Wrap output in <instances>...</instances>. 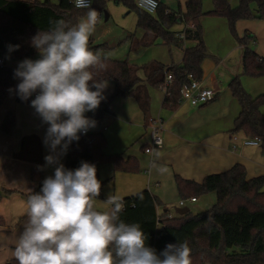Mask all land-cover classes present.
<instances>
[{
	"label": "trees",
	"instance_id": "obj_1",
	"mask_svg": "<svg viewBox=\"0 0 264 264\" xmlns=\"http://www.w3.org/2000/svg\"><path fill=\"white\" fill-rule=\"evenodd\" d=\"M124 3L138 14L137 26L144 29L151 37H163L170 44H180L186 39H195L197 43L184 47L182 63L174 66L159 65L152 76L153 83L161 85L165 82L166 72H171L173 80L166 90L164 105L176 108L182 97V88L190 83L191 77L201 79L202 63L207 56L200 18L205 14L223 16L229 28L236 35V23L240 19H264V0H239L233 7L229 0H212L213 8L203 10L202 0H187L186 11H170L162 3L155 14L148 13L136 4L135 0H114ZM256 3V8L251 3ZM106 0H94L92 8L97 12L105 8ZM87 9H77L70 0H0V56L10 60H21L34 56L38 51L32 47L31 40L39 31L50 29V21L64 19L72 24L78 22ZM193 23L180 38L172 30L179 23ZM244 51L242 56V72L236 74L229 87L238 100L241 110L235 118L233 132H242L247 137H259L264 151V93L252 96L244 87L241 76L264 75V56L250 47L255 36L245 33L239 37ZM19 45L9 51V46ZM106 44L92 45L95 50ZM16 68L9 65L0 66V106L9 90L19 80L15 76ZM164 71V72H163ZM165 73V74H164ZM98 80H113L114 92L101 101L97 111L85 115L96 121H102L105 113L110 112V104L116 97L134 96L140 106L147 110L148 98L145 90L138 87L140 77L137 68L127 60L109 58L107 69L94 73ZM156 78V80H154ZM94 90V89H93ZM36 92L27 100L17 94V101L29 103ZM1 130L13 134L15 116L9 112L1 124ZM79 140L72 141L67 149V169L75 170L81 162L96 165L99 179V166L112 162L116 170H137L131 166L130 158L125 160L119 154H106L105 136L100 131L88 134L79 133ZM16 156L35 164L31 170V178L38 183L33 193H40L43 186L42 145L34 135L22 139L21 150ZM38 166H41L38 168ZM100 180V179H99ZM101 182V187L104 182ZM178 189L184 196L197 197L210 191L217 194L216 202L209 209L198 213L190 210L184 215L168 216V212L158 213L159 201L149 191L143 190L135 195L123 198L124 210L120 218L126 223H139L147 236V245L159 254L169 243L187 242L190 248L191 264H264V175L247 176L246 167L237 163L231 168L207 175L202 181H194L177 177ZM10 192V190H5ZM101 195V192H100ZM3 219L0 217V222ZM8 264H18L13 259Z\"/></svg>",
	"mask_w": 264,
	"mask_h": 264
},
{
	"label": "crops",
	"instance_id": "obj_2",
	"mask_svg": "<svg viewBox=\"0 0 264 264\" xmlns=\"http://www.w3.org/2000/svg\"><path fill=\"white\" fill-rule=\"evenodd\" d=\"M229 1L233 7L239 4V2L237 4L235 0ZM159 2L170 11H186L187 0H159ZM116 4L122 5L120 13L127 12L126 14H130L132 10H134L124 3ZM208 5L209 8L212 7L209 2ZM253 8H256V4L253 5ZM109 9L110 13L105 11V14L106 12L108 13V18H105V20L113 17L112 14L114 12H111L110 7ZM202 19L203 16L200 18V24ZM135 20L136 24L134 26L128 24L127 19L121 24L123 35L130 39V51L141 47H150L153 45L152 43L154 41L151 35L137 26V12L135 14L134 21ZM189 23L190 22L176 24L180 27L175 28L176 25H174L172 29L176 34H185ZM190 25L191 28L193 23H190ZM236 28L241 36H244L245 33L254 35L255 40L251 43V46L261 56H264V19H240L236 23ZM100 30H102L103 37L97 41L94 37L93 40L90 38L89 47L92 45L106 44L105 47L97 48L93 51L103 50L105 53H110L109 51L112 49L109 58L127 60L129 62L128 59L117 58L113 53V48L114 45H116L118 37L106 36L110 30L107 23L98 24L97 31ZM222 40L223 38H221L220 42H222ZM186 41L197 43L195 39H186ZM171 45L180 46V44L169 43V51H171ZM185 45L186 44H184V47ZM240 46L241 49L235 46L224 56L228 59L230 54L234 51L238 54L236 57L238 58V66L235 69L233 66H231L232 68H227L228 75L225 81H229V84L236 74L242 72L244 48L242 44H240ZM184 47L182 46L181 48V62H175V60H173L170 63H164L152 60L143 65L134 61L129 62L137 68V74L141 79L137 86L145 90V95L148 98L147 110H144L140 106L138 99L134 96L116 97L110 104L111 111L104 114L101 123L99 126L97 125V127H99V131L106 139V145L103 148L104 153L119 154L125 160L130 158L129 162L131 166L138 167V169L135 171L116 170L112 162L102 163L99 166V179L103 181L104 184L101 187V195L97 198L98 209L104 210L106 206L103 201L107 199L108 195L125 198L143 190H149L158 199L160 204L167 203L171 195L174 197L181 195V198L187 199V202H197L198 197H196L195 201L190 200L193 196L184 198L180 190L176 188L175 183H177V177L200 182L207 175L225 171L237 163H241L246 167L247 176L249 178L264 175V151L261 144H244L243 139L247 136L242 132V135L236 134L237 137L233 136L235 133L232 131L235 118L238 116L241 106L240 104L236 106L234 100L232 103L228 101L231 106L224 105L220 93L225 86L220 76L216 73L217 70H215V72H207V70H211L214 67V63L210 58L205 67V63L211 54L210 46L206 45L207 56L202 63L203 76L201 80L204 85L216 90L215 98L209 102L212 103V105L209 106V103L206 104L207 106L205 104L193 105L187 100L180 101L176 108L164 105L166 95V90L163 88L164 83L160 86L154 84L152 76H157L154 72L159 65L168 67L182 63ZM34 56L26 57L21 60H10L6 58V65L17 69L21 61L25 59L33 60ZM224 57H215V67L217 69H221V65L224 67L226 66L223 62L225 59ZM256 79H264V75L241 76L244 87L252 96H258L264 93V86L263 88L261 86L255 88ZM154 80H156V78H154ZM251 80H253L254 86ZM20 82L19 79L14 84L9 90L3 104L0 106V217L3 219V221L0 222V264H8L14 259L9 258V252L4 246H7L8 238H19L23 233L24 226L28 219L26 216L27 199L30 195V191L33 193L38 187V183L31 178V170L35 164L15 154L16 152L19 153L21 150L23 137L34 135L39 138L43 153V181L49 176H54L55 168L58 166L57 164L48 165L45 157L50 154L56 155L60 152V148L58 147L56 153H53L44 143L49 125L42 121L41 117L31 106V101L35 99L36 95L26 104L17 101V85ZM107 84L108 86L104 90L106 99L115 90V82L113 80H108ZM262 84L264 85V82ZM36 93H39V90H37ZM96 111L97 109L92 112L95 113ZM262 111L264 112V106H262ZM9 112L13 113L15 116V131L13 134H8L1 130V124ZM155 113H157L156 116L158 117H153ZM150 117L161 120L162 128L160 132H162L164 144L162 147H155L156 149L152 151L153 153L146 152V148L151 143L150 135L148 141H144L141 144L142 155L139 154L134 145L140 139L142 140L145 131L150 128ZM89 130L93 132L91 128ZM175 151H181V156H173L172 158L171 155L173 152L175 153ZM157 152L159 153V159L156 160V163L167 167V172L163 174L151 167V162L155 160V153ZM202 153L207 156H202ZM66 156L67 152L61 155L59 163H62L67 169ZM149 162L150 168L148 169L147 166ZM146 168L150 173H148V175H142L146 177L147 183H150L154 179V181L156 180L155 185L159 183V185L161 184L160 186L148 187V184L143 182V178L140 177V171H145ZM173 183L175 187H173ZM5 190H10V192H5ZM180 200L181 199H179V201ZM160 204L157 208L158 213L170 212L172 216H175L168 208L160 210ZM184 207H188L187 203ZM180 208H182V206L178 208V211ZM9 247L14 248V245H9Z\"/></svg>",
	"mask_w": 264,
	"mask_h": 264
},
{
	"label": "clouds",
	"instance_id": "obj_3",
	"mask_svg": "<svg viewBox=\"0 0 264 264\" xmlns=\"http://www.w3.org/2000/svg\"><path fill=\"white\" fill-rule=\"evenodd\" d=\"M73 3L77 9H87L85 15L75 24L50 21V29L39 31L31 40L40 58L25 59L15 70L22 100L39 90L31 106L49 125L44 143L53 153L58 147L60 152L45 157L48 165H58L54 176L43 181L40 193L30 191L24 231L19 238H8L4 247L18 264H191L187 242L169 243L159 254L149 247L140 224L120 218L122 197L108 195L104 210L98 209L101 182L95 164L81 162L70 170L59 163L71 142L79 140L78 134L96 126L85 113L98 109L108 86L94 73L107 69L110 53L89 47L99 14L92 0ZM139 6L154 9L156 3L139 0ZM13 48L19 45H10L9 51ZM158 159L157 152L151 167L163 174L167 167L157 164Z\"/></svg>",
	"mask_w": 264,
	"mask_h": 264
},
{
	"label": "rangeland",
	"instance_id": "obj_4",
	"mask_svg": "<svg viewBox=\"0 0 264 264\" xmlns=\"http://www.w3.org/2000/svg\"><path fill=\"white\" fill-rule=\"evenodd\" d=\"M208 2L210 3V5H212V7H210V8L208 7L209 6ZM235 2L238 4L239 0H235ZM254 4H256V3L252 2L251 6L253 7ZM117 5H119V6H117ZM109 7L111 8V12L112 11L114 12L112 14L113 17H110L108 20H105V11L110 13ZM121 7H122L121 4H116L113 0H106L105 8L102 10V12L98 13V14H100L99 24L107 23V26L110 29L106 36L109 35V36H117L118 37V39L116 41V45H114V48H113V53L115 54V56L117 58L128 59L129 62L134 61V62H137L141 65H143L144 63L150 62L152 60H157V61H161L164 63H170L173 60H175V62H181V56H182V49L181 48H182V46L184 47V44H186L185 47H190V46L195 45L194 42H190V41L185 40V41L180 43V46L171 45V51H169V47H170L169 43L167 41H165V39L163 37L160 36V37L154 38V41L152 43L153 45H151L150 47H141V48H137L135 50L133 49L132 51H130V39L127 38L125 35H123L121 24L125 21V19H127L128 24H132L134 26L136 24V20L134 21L136 12L134 10H132V12L130 14H126L127 12L120 13ZM202 7H203V10L205 12L211 10L213 8V1L212 0H202ZM86 12H87V10H85L84 14L81 17H83ZM179 27H180L179 25H176L175 28H179ZM201 27L203 29V37H204L205 45L211 47L210 48L211 54L205 63V67L207 66L209 58L214 63V67L211 70H207V72L208 71L209 72H212V71L215 72V70H217L216 73L220 76V79L222 80V83L225 86V88L222 86L223 90H221V93H220L221 99L224 101V105L231 106L229 104V102L232 103V101L234 100L235 105L239 106L238 100L233 97L232 92H231L230 88L228 87L229 81H227V82L225 81V78L228 75L227 68L233 66V68L235 69L238 66V61H237L238 58H236L238 56V54L236 51H234L232 54H230V57L228 59H227V57H224V56L228 52H230V50L233 49L235 46L237 48L239 47L241 49L240 42L238 40V36L241 37V35L238 33L237 28H236V35H235V33H233L231 31V29L229 28L228 21L223 16H217V15H213V14H205V15H203V19L201 20ZM93 37L96 38L95 39L96 41L98 39L102 38L103 37L102 30L96 31V33L90 38L93 40ZM221 38H223L222 42H220ZM250 47L252 48L251 45H250ZM109 52L111 53L112 49H110ZM216 56L225 58L223 60V62L226 64L225 67L223 65H221L222 66L221 69H217L215 67V63H216L215 57ZM39 58H40V55L37 52L36 55L33 57V60H36ZM228 64H231V65H228ZM250 79H252V78H250ZM251 81H252L251 82L252 85L254 86L253 80H251ZM263 82H264V79H258V80L256 79L255 80V84H256L255 88L258 86L259 87L261 86L263 88V86H264L262 84ZM208 103H206V104H208ZM210 105H212V103H209V106ZM152 114H154V113H152ZM156 115H157V113H155V116L153 115V117H158ZM151 126L152 125L150 123V128L145 131L144 137L142 138V140L140 139L134 145V147L138 150L139 154L143 155L142 150H141V144L144 141H148V139L150 138V135L152 132ZM233 128H234V126H233ZM91 130L92 131H99V127L95 126L94 128H91ZM236 134L242 135L241 132H238V133L236 132V133H234L233 136L237 137ZM160 135L162 136V132H160ZM150 141H151V138H150ZM234 145H237V144H234ZM148 147L151 148V153H153L152 151L154 149H156L155 147L151 146V143ZM173 156L180 157L181 151H175V153L173 152L171 157L173 158ZM202 156L206 157L207 155L202 153ZM147 168L148 169L150 168V162H149V165L147 166ZM147 168L145 171H143V170L140 171V173H141L140 177L143 178V182L145 184H148V187H150V186L151 187L152 186L158 187L157 185H159V183H157L155 185L156 180L154 181V179H153L150 183H147L146 177L142 175V174L148 175V173H150ZM199 176H201V175H199ZM197 178H201V177H197ZM176 182H177V180H176ZM175 184H176V188L178 189L177 183H175ZM173 187H175L174 183H173ZM197 197H198L197 202H189V201L186 202L188 208L190 209V211L192 213H198V212H201L202 210L205 211V210L209 209L216 202L217 195H216L215 191H210V192H207L205 194L198 195ZM179 199H182L181 195H178L175 197L171 195V197H169L167 203H165V204L161 203L160 204L159 209L163 210L164 208H168V210L171 211L172 213H174L175 216L179 217L180 216V213L178 212V208L180 207L178 205ZM204 206H205V208H204Z\"/></svg>",
	"mask_w": 264,
	"mask_h": 264
},
{
	"label": "built area",
	"instance_id": "obj_5",
	"mask_svg": "<svg viewBox=\"0 0 264 264\" xmlns=\"http://www.w3.org/2000/svg\"><path fill=\"white\" fill-rule=\"evenodd\" d=\"M73 3V0H70ZM94 0H92V5H93ZM136 4L139 6V0H135ZM156 3V7L154 9L152 8H142L141 9L147 11L148 13L151 14H155L158 7H159V0H155ZM74 4V3H73ZM100 17V14H99ZM190 26V24H189ZM178 37L180 38H184L185 34L184 33H178L177 34ZM7 60L4 56H0V66L6 65ZM189 78H191V81L189 84L184 85V87L182 88V97H181V101L187 100L189 101L191 104L193 105H203L206 104L208 102H210L211 100H213L216 96V90L213 89L212 87L206 86L202 83L201 79H195L193 77H191V75L189 76ZM173 80V75L171 72H166V78H165V82L163 84V88L165 90H167V88L169 87V85L171 84ZM38 93H36L35 95H37ZM149 123H151V127H152V132H151V146L153 147H162L164 144V140L163 137L160 135V131L162 128V124H161V120L160 119H156L153 117L149 118ZM91 131L88 130L87 133L84 134H88ZM83 133V132H82ZM243 143L244 144H251V145H257L261 143V140L259 137H246L245 139H243ZM147 152H151V148L147 147L146 148ZM191 201H195L196 197H191L190 198ZM186 202L187 199H181L178 204L182 207L186 206ZM168 216H172L170 214V212H168Z\"/></svg>",
	"mask_w": 264,
	"mask_h": 264
},
{
	"label": "water",
	"instance_id": "obj_6",
	"mask_svg": "<svg viewBox=\"0 0 264 264\" xmlns=\"http://www.w3.org/2000/svg\"><path fill=\"white\" fill-rule=\"evenodd\" d=\"M105 18L107 19L108 18V13L106 12V14H105ZM189 208L188 207H182V208H180L179 209V213H180V215H184V214H186L187 212H189Z\"/></svg>",
	"mask_w": 264,
	"mask_h": 264
}]
</instances>
